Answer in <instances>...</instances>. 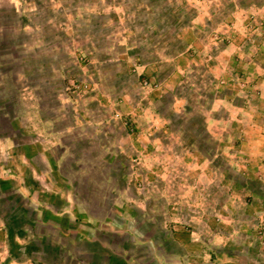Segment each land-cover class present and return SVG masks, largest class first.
I'll list each match as a JSON object with an SVG mask.
<instances>
[{
    "label": "rangeland",
    "instance_id": "374dc122",
    "mask_svg": "<svg viewBox=\"0 0 264 264\" xmlns=\"http://www.w3.org/2000/svg\"><path fill=\"white\" fill-rule=\"evenodd\" d=\"M35 1L0 0V51L10 33L33 40L50 65L53 48L32 29L46 6L71 43L73 29L86 30L77 21L102 24L107 69L102 81L43 83L0 63V142L23 127L59 156L61 190L0 196V264L6 255L13 264H146L157 248L152 264H264V0ZM140 10L156 31L141 29ZM66 51L86 75L92 57L76 44ZM92 87L100 92L78 105ZM27 150L0 143V177L19 151L33 157ZM71 157L87 168L83 179L69 178ZM64 199L76 228L38 224L39 208ZM100 203L103 214L89 210ZM116 226L119 240L108 234Z\"/></svg>",
    "mask_w": 264,
    "mask_h": 264
},
{
    "label": "crops",
    "instance_id": "0c3cea01",
    "mask_svg": "<svg viewBox=\"0 0 264 264\" xmlns=\"http://www.w3.org/2000/svg\"><path fill=\"white\" fill-rule=\"evenodd\" d=\"M26 1H28L29 3L30 1L36 2L35 0H21V2L23 3ZM41 11H43L42 16L40 17V19L35 21L36 24L34 27H32V29L35 33L34 38L35 39L38 38V42L40 45L43 43L44 45L48 44L47 45L48 50L53 48L52 54L54 55V58L50 62V65L42 64L41 66L38 60L40 57L38 51H31L33 50L31 49L33 48V40L30 39L29 41L25 42L20 36L19 39H14L13 35H11V37L13 38L11 39L10 33L5 35L6 37L5 42H7L8 45L6 48H4V50L0 51V63L6 65L7 68L18 66L20 68L19 72L23 73L22 75H26L27 77L33 76L35 80L41 81L43 83L46 81L55 82L56 80H58L61 81V83L63 84L64 81L69 83L70 81H75L78 79L88 82V79L91 77V75L93 77L95 75L97 81L98 80L100 81V79L102 81L105 72L104 70L107 69V67L103 66L102 62L104 61V58L109 51L108 44L104 40H102L103 30H104L102 24L97 25L95 24L96 23L95 22V23H91L90 24L91 26L89 27V25L85 26L83 25V22L77 21V24H75V29L77 27V30L82 31L83 30L82 28L86 30H84L85 33L82 34L73 29L74 37L71 39H73L75 43H71L69 42V38H70L69 35L71 34V32L70 33L57 32L59 29L58 26L61 19L57 16L46 17V15H48V12H45L47 11L46 6H44ZM140 11H141V15L137 17V21L139 22V25H143L141 29H143L145 32H147L148 30L150 31V29L151 31H156L157 29L154 28L155 26L153 27L151 24V22L155 21L152 18L153 15L152 14L148 15L146 10L143 11L140 10ZM50 13L51 12H49V14ZM31 14H36V12H33ZM24 19L27 18L23 17L22 20L25 21ZM5 32H9V31H5ZM58 40L61 42H58ZM68 44L69 45L76 44V46L80 47L85 53H87L88 57H92L91 62H89L88 71H86V75H85V71L79 70V67L77 66V64L75 63L74 59L71 56H67L65 54V58H62V54L68 52L66 51ZM108 66H110V63H108ZM98 69L102 70V74H101V70ZM88 74H90L89 77H87ZM3 75L4 77H7L8 73H4ZM14 77L15 78L17 77V73H15ZM99 92L100 90L98 88L92 87L91 91L77 97L76 101L78 102V105L82 106L87 101L89 102L93 100L92 97ZM13 102L16 103L15 106L13 105L14 104ZM13 102L11 103V106H13L15 109L18 110L19 106L17 105L16 100L13 99ZM19 136H22L23 139H19L18 138ZM29 138L30 137L26 135L25 129L19 126L18 129L15 131V134L11 132L10 135H7L6 137L3 138V140H1L2 142L0 143H3L4 145L11 144L14 148H19V150L21 148H27L28 149L27 153L33 155V157H28L25 154V151H19L18 156L15 157V161H13V163L9 161L6 163L5 167L8 170V172H5V174H2V176L0 177V196L2 195L8 197L12 196L17 199L20 197L23 198L22 194L18 193L16 190L17 187L20 188L22 186L24 188V191L26 193L29 192L30 194V197H27L28 199L31 198V195L33 193L39 194L42 193L43 191L49 192L50 195L52 196L58 195L61 197V190L58 191L59 189H57L54 186L56 184H59L57 180L58 169L56 170V167L58 166L59 163V156L54 157V155L50 151H47V149L44 147V145L41 142H36L34 140H30ZM72 141L73 139L70 138V142L67 143V146L71 147L70 151L73 150V155L78 156L80 155L79 153L80 149L74 150L73 146L71 145ZM82 164L83 163L77 164V162L74 161L72 157L69 159L68 161V166L70 169L69 175H71L69 176V178L73 176H78V178L82 177L83 179V175L87 172V168L85 166H82ZM13 165H15V168L13 167ZM76 165H78V167H76ZM20 169L21 171H19ZM26 172H27V177L32 182L36 183L35 187L31 186L29 183H25L24 179L26 178L23 177L24 175H26L25 174ZM13 176H15V178H13ZM11 178H13L14 180H18V178H20L22 182L20 185L16 184L12 181L13 179ZM6 188H8V190H4ZM84 190L85 192H87L88 188L84 187ZM62 205L63 206H59V207H54L53 205L52 210L39 208L43 212V216L42 218L37 220L38 224H44V225L47 224L51 228L53 227L55 229L68 230V231L70 229L76 228L79 220H77V218L76 220H73V214L70 208L78 212L77 209H75V207L70 205V202L67 201L66 199L63 200ZM98 205L99 207L97 209L93 205L91 206V208H89V210H91L92 213L99 212L103 214V212L105 211V205H102L101 203ZM35 215L36 213L34 214V217ZM116 227L117 228H115L114 231L112 230L108 231V234L114 240H116V238L117 240H119L118 236L121 235L120 233L122 231L120 230V226L119 227L116 226ZM1 240L2 237L0 235V244L5 243L2 242ZM118 244L119 243H117V245ZM120 252L122 253L123 250H120ZM151 255H152L151 257L147 258L146 264L154 263L156 261L155 260L156 255L157 256L162 255V250H159V248H157L156 250L151 252ZM170 255L171 254H169V256ZM110 257L111 256H109L108 259L109 261L111 260ZM231 257L232 256L229 253L214 254L215 260L217 259L218 261H224L226 258H231ZM106 258H108V256ZM127 259H130V257L127 256ZM13 260H14L13 258H11L10 256L8 257L6 255L5 262L9 264H13L14 263ZM16 260L21 261L20 259L17 258ZM141 261L143 260L137 259V262H135V264H142L143 262Z\"/></svg>",
    "mask_w": 264,
    "mask_h": 264
}]
</instances>
